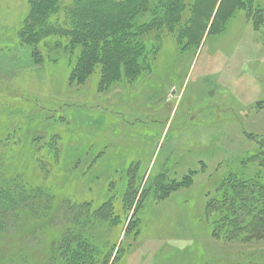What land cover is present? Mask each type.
<instances>
[{
	"label": "rangeland",
	"instance_id": "374dc122",
	"mask_svg": "<svg viewBox=\"0 0 264 264\" xmlns=\"http://www.w3.org/2000/svg\"><path fill=\"white\" fill-rule=\"evenodd\" d=\"M229 1L197 0L191 21L192 32L203 30L197 46L179 37L180 29L162 33L153 68L101 88L99 67L84 81L71 77L76 53L40 44L44 57L34 61L18 36L29 0H0L1 141L15 133L13 141L1 146L9 159L1 166L4 173L17 167L29 185H47L59 205L70 197L100 199L105 181L118 179L127 165L139 176L147 169L144 178L129 186L136 189L138 234L125 235L129 216L120 223L116 246L122 242L123 250L115 264H264V240L219 241L212 236L213 219L205 213L207 193L214 177L222 176L223 165L236 166L258 141L255 135L264 136V0H255L262 10L255 7L247 17L236 9L224 29L214 31L221 27L217 20ZM212 24L209 33L206 26ZM44 133L62 147L59 160L50 158L58 142L36 154L49 156L47 172L44 164L28 158L35 152L31 134ZM88 141L91 157L84 154L73 169L69 157ZM88 158L93 160L88 163ZM192 171L191 186L156 198L154 183L180 180ZM162 172L166 177L154 181ZM126 177L118 183L121 188ZM29 205L0 220V264H59L51 256L52 244L66 223L58 225ZM80 227L99 250L108 247L111 227L91 222Z\"/></svg>",
	"mask_w": 264,
	"mask_h": 264
},
{
	"label": "trees",
	"instance_id": "16d2710c",
	"mask_svg": "<svg viewBox=\"0 0 264 264\" xmlns=\"http://www.w3.org/2000/svg\"><path fill=\"white\" fill-rule=\"evenodd\" d=\"M196 3L197 0H29L28 12L18 30L19 43L28 49L37 63L44 57L40 44L52 51L62 48L69 54L76 53L71 77L84 81L99 67V84L101 88H106L112 83L139 78L153 68L152 61L160 48L162 33L180 29L178 36L185 37L189 45L197 46L203 30L191 31ZM255 7L260 8L255 0H230L226 12L218 17L217 23L221 27L214 31H222L225 27H222L223 23L234 15L236 9H243L249 17ZM261 10L256 13L259 22L263 23ZM99 11L107 13L102 15ZM212 29H209V33L213 32ZM47 111L56 113L58 110L48 108ZM14 134L4 141L0 138V220L30 204L37 214L52 217L58 225H67L62 236L52 244L56 248L51 256L59 264H109L116 248L111 263L115 264L123 250L122 242L120 247L116 246L120 223L123 225L129 216L125 235L134 232L135 238L138 234L134 227V218L138 213L134 204L136 189L129 186L144 178L147 169L143 168L139 176L127 165L120 171L118 179L105 181L102 187L105 192L100 199L70 197L55 205V195L47 185H29L17 167H12L10 174H5L1 168L9 164V159L1 152L4 150L1 146H6L8 140L13 141ZM45 136V133L40 136L31 134L30 141L35 152L28 158L37 165L44 164L47 172L50 169L49 156L40 154L37 157L36 154L47 146L55 147L58 140L52 142ZM255 137L258 141H254L253 147L239 156L236 166H230L231 162L224 166L221 162L224 172L218 179L214 177L212 190L207 193L209 197L205 213L213 219L212 236L225 243L264 240V136ZM91 148V141L87 144L84 142L82 148L69 157L70 166L78 169L76 162L83 160L84 154L89 157ZM55 149L50 158L59 160L62 150L59 142ZM87 160L90 163L93 159ZM119 169L115 167L114 170L119 172ZM162 174L166 177V172H162L153 180L157 181ZM192 174L193 171L180 180H170V183H154L158 185L156 198L163 199L171 191L191 186L194 181ZM125 175L129 179H126V186L121 188L118 183H124ZM41 198H45L46 202L36 204ZM89 222L94 225L105 223L111 227L108 247L99 250L95 242L85 238L84 227L80 226H86ZM115 233L116 237H113Z\"/></svg>",
	"mask_w": 264,
	"mask_h": 264
},
{
	"label": "bare ground",
	"instance_id": "6f19581e",
	"mask_svg": "<svg viewBox=\"0 0 264 264\" xmlns=\"http://www.w3.org/2000/svg\"><path fill=\"white\" fill-rule=\"evenodd\" d=\"M210 1V0H209ZM226 1V0H225ZM227 8H228V2L226 3V4H224V6L222 7V9H221V12H222V14H224L225 12H226V10H227ZM215 27V25L214 24H212V25H210V26H206V29H212V28H214Z\"/></svg>",
	"mask_w": 264,
	"mask_h": 264
}]
</instances>
